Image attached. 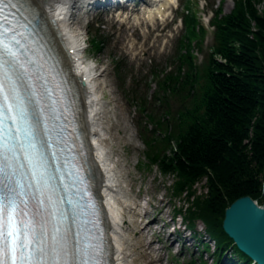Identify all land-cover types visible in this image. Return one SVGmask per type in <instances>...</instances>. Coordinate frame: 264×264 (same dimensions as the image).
I'll return each mask as SVG.
<instances>
[{
  "label": "trees",
  "instance_id": "obj_1",
  "mask_svg": "<svg viewBox=\"0 0 264 264\" xmlns=\"http://www.w3.org/2000/svg\"><path fill=\"white\" fill-rule=\"evenodd\" d=\"M262 0H235L232 12L220 8L212 21L214 43L203 63L195 60V13L186 15L188 37L178 54V70L159 80L158 93L182 96L176 112L146 113L143 139L150 163L164 174L178 177L175 191L187 195L182 212L195 226L202 219L216 238L219 250L228 246L245 254L223 226L226 208L251 195L264 203V9ZM94 40V39H93ZM97 45L101 40H94ZM120 63L117 62V65ZM163 96V93H162ZM141 108L145 109V105ZM205 180V192L196 184Z\"/></svg>",
  "mask_w": 264,
  "mask_h": 264
},
{
  "label": "rangeland",
  "instance_id": "obj_2",
  "mask_svg": "<svg viewBox=\"0 0 264 264\" xmlns=\"http://www.w3.org/2000/svg\"><path fill=\"white\" fill-rule=\"evenodd\" d=\"M194 1L202 23L208 28L204 42L198 45L200 38L194 42L195 60L200 63L208 56L214 39L209 14L219 7L228 12L234 2ZM186 3L187 0H180L179 8L173 7L164 24L158 20L148 23L129 16H110L105 11L97 13V17L95 13L90 23L85 20L80 23L83 37L88 42L96 32L99 37L104 38L100 50L89 44L87 55L93 63L97 62V81L103 100L102 121L108 129L106 137L111 139V143L105 145L111 151V158L115 161L120 180L119 188L122 194L119 197L123 206L120 211L123 223H126L122 242L126 250L127 264H225L229 255H234L235 261L244 263V259L240 254H236L232 247L224 255L219 254L217 244L211 237L213 243L207 242V245H204V238H197L199 233L195 238L176 233L171 237L178 239L174 244L173 240H168L166 234H169L170 229H174L171 225H176L172 223L175 215L182 213V209L189 205V200L186 193L179 195L175 191V183L178 180L176 175L164 174L158 165L150 163L145 154L147 146L141 137V128L146 121L144 113L160 115L164 112V105L175 112L181 105L182 96L186 94H163L166 102L154 97L158 79L167 71L178 70L176 58L183 52L179 51L178 44L186 32V26L180 17L185 11ZM261 8H264V0ZM134 13H137V10H134ZM175 14L174 20L171 21ZM78 21L76 16L74 22ZM116 58L122 59L124 63L118 70L115 66ZM141 101H146V110L143 113L139 107ZM204 184L205 180L196 184L198 194L205 192ZM160 202L166 211L164 215L156 208ZM152 203L153 211L149 219L141 217L139 213L144 214ZM157 217L154 228L144 229L150 218ZM181 217L180 219H184V216ZM204 223L203 220L198 221V230L200 227L205 228ZM158 228H164L166 234H161ZM142 241L146 244L143 247ZM151 241H154L152 248H147Z\"/></svg>",
  "mask_w": 264,
  "mask_h": 264
},
{
  "label": "snow or ice",
  "instance_id": "obj_3",
  "mask_svg": "<svg viewBox=\"0 0 264 264\" xmlns=\"http://www.w3.org/2000/svg\"><path fill=\"white\" fill-rule=\"evenodd\" d=\"M14 40V36L0 33V115L7 112V120L16 121L12 125L0 120V128L5 129L0 132V264H79L85 256L84 264H106L103 246L73 250L58 239L53 247L42 217L31 209L23 185L18 184L14 161L17 141L23 138L15 129L21 127L20 119L24 117L31 139L35 126L28 121L26 101L14 78L17 65L27 67Z\"/></svg>",
  "mask_w": 264,
  "mask_h": 264
},
{
  "label": "bare ground",
  "instance_id": "obj_4",
  "mask_svg": "<svg viewBox=\"0 0 264 264\" xmlns=\"http://www.w3.org/2000/svg\"><path fill=\"white\" fill-rule=\"evenodd\" d=\"M81 0H31L41 10V14L48 21L49 27L54 32L56 43L63 52L64 58L73 79L77 82L81 94V119L83 130L86 134L87 147L90 152L91 164L95 174V179L100 192L106 200V219L111 236V248L113 264H127L126 250L123 240V233L126 231V223H123L122 215H119L120 200L122 192L120 191L115 179L114 168L108 158V152L102 141L106 145L111 143V139L106 137L103 139L102 134L106 127L102 125L100 113H102L103 102L99 98L97 75L95 67L89 61L81 60L80 51L82 46V33L72 30V20L74 18L73 8H75ZM107 133V132H106ZM113 138V137H112ZM163 202V201H162ZM153 203L151 207L145 210V213H139L143 218L150 217L153 211ZM164 206V205H163ZM162 203L156 207L162 215L165 209ZM142 213V214H141ZM157 218H150L144 229L155 227ZM126 222V221H125ZM161 234H166L164 228H158ZM165 232V233H164ZM169 233V232H168ZM175 235V234H173ZM168 240H173L172 244L178 242L171 238L172 235L166 234ZM151 241L147 244V248H152ZM146 244L142 241L141 246ZM155 252V250H153ZM152 254V251L151 253Z\"/></svg>",
  "mask_w": 264,
  "mask_h": 264
},
{
  "label": "water",
  "instance_id": "obj_5",
  "mask_svg": "<svg viewBox=\"0 0 264 264\" xmlns=\"http://www.w3.org/2000/svg\"><path fill=\"white\" fill-rule=\"evenodd\" d=\"M225 231L258 264H264V204L251 195L234 200L225 211Z\"/></svg>",
  "mask_w": 264,
  "mask_h": 264
}]
</instances>
